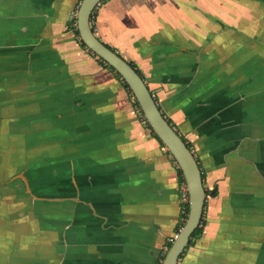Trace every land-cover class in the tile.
<instances>
[{"label": "crops", "instance_id": "1", "mask_svg": "<svg viewBox=\"0 0 264 264\" xmlns=\"http://www.w3.org/2000/svg\"><path fill=\"white\" fill-rule=\"evenodd\" d=\"M82 0H0V264H160L184 180L82 42ZM96 36L143 77L207 201L179 264H264V0H103Z\"/></svg>", "mask_w": 264, "mask_h": 264}, {"label": "water", "instance_id": "2", "mask_svg": "<svg viewBox=\"0 0 264 264\" xmlns=\"http://www.w3.org/2000/svg\"><path fill=\"white\" fill-rule=\"evenodd\" d=\"M102 1L82 0L76 17L78 33L83 44L113 68L128 85L146 122L168 149L182 172L188 191L189 210L183 226L161 262V264H179V260L192 241L193 234L201 226L203 220L207 201L203 173L191 148L164 116L143 77L129 62L96 36L91 19L93 12Z\"/></svg>", "mask_w": 264, "mask_h": 264}, {"label": "built area", "instance_id": "3", "mask_svg": "<svg viewBox=\"0 0 264 264\" xmlns=\"http://www.w3.org/2000/svg\"><path fill=\"white\" fill-rule=\"evenodd\" d=\"M131 98H132V100L137 104V101H136V99H135V97H134V95H133L132 93H131ZM137 107H138V110H139V115H140V116L142 117V119H143V123H144L145 125H147V122H146V120H145V118H144V116H143V113H142V111L140 110L138 104H137ZM180 200H181V202H182V204H183V206H184V208H183V214L186 215V214H187L186 205L189 203V197H188V191H187V188H186L185 182H184V185H183L182 188H181ZM173 240H174V239L171 240V243L173 242Z\"/></svg>", "mask_w": 264, "mask_h": 264}, {"label": "trees", "instance_id": "4", "mask_svg": "<svg viewBox=\"0 0 264 264\" xmlns=\"http://www.w3.org/2000/svg\"><path fill=\"white\" fill-rule=\"evenodd\" d=\"M100 59V58H99ZM101 60V59H100ZM102 62H104L103 60H101ZM105 63V62H104ZM106 64V63H105ZM107 65V64H106ZM110 67V66H109ZM111 68V67H110ZM134 68V67H133ZM113 71H115L113 68H111ZM115 73L119 76V77H121L116 71H115ZM122 79V78H121ZM123 80V79H122ZM123 82H124V80H123ZM125 83V82H124ZM125 85H126V87L127 88H129L128 87V85L125 83ZM147 126L151 129V127L149 126V124L147 123ZM152 130V129H151ZM153 131V130H152ZM179 171H180V175L182 176V179H183V175H182V172H181V170L179 169ZM184 180V179H183ZM186 209H187V214H188V210H189V205L187 204L186 205ZM187 214L186 215H184V221L182 222V226H183V224H184V222H185V220H186V218H187ZM179 230H180V227H179ZM201 233V227H199L197 230H196V232L193 234V237H192V241H191V243L193 242V239L196 237V236H198L199 234ZM191 243H190V245H191ZM163 260V259H162ZM161 264V263H160Z\"/></svg>", "mask_w": 264, "mask_h": 264}]
</instances>
